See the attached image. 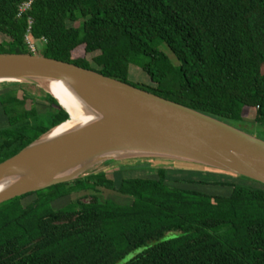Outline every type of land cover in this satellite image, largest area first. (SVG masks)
I'll return each instance as SVG.
<instances>
[{"label": "trees", "instance_id": "1", "mask_svg": "<svg viewBox=\"0 0 264 264\" xmlns=\"http://www.w3.org/2000/svg\"><path fill=\"white\" fill-rule=\"evenodd\" d=\"M26 1L0 0V53L33 54L29 35L41 55L264 129V0H34L19 16ZM27 85H2L0 163L70 118ZM138 169L155 177L129 175ZM170 171L137 160L0 204V264H119L139 248L120 264H264L263 183L220 172L172 183ZM99 187L126 201L90 194L54 205Z\"/></svg>", "mask_w": 264, "mask_h": 264}, {"label": "water", "instance_id": "2", "mask_svg": "<svg viewBox=\"0 0 264 264\" xmlns=\"http://www.w3.org/2000/svg\"><path fill=\"white\" fill-rule=\"evenodd\" d=\"M25 83L54 96L61 85L87 121L51 128L0 163V204L106 170L101 164L153 159L203 166L264 184V139L93 69L35 53H0V86Z\"/></svg>", "mask_w": 264, "mask_h": 264}, {"label": "rangeland", "instance_id": "3", "mask_svg": "<svg viewBox=\"0 0 264 264\" xmlns=\"http://www.w3.org/2000/svg\"><path fill=\"white\" fill-rule=\"evenodd\" d=\"M3 39H4V36L0 34V42ZM34 43H35L36 49H37L36 54H40V52L43 51L42 49H44L43 42L42 41H35ZM163 50H165L169 54V56L172 58V60L174 62H178V59L175 56V54L167 46H163ZM9 85H11V84H9ZM2 88L3 87L1 85L0 86V92H3L5 90ZM38 89L39 88L37 86L35 87V86L27 85V91H28L27 94L32 95V96L33 95L39 96L41 94V92ZM20 93H22V91ZM0 110H1V106H0ZM1 119L2 118L0 115V120ZM247 126L250 129H252L253 131L248 130V128L245 129L244 127H241V126H238V127L242 128L244 130H247L253 134H256L259 137L264 139V129L259 128L258 124L249 123V124H247ZM147 161L151 162L155 166H164V167H167V168H170L172 170L177 171L178 173H176V172L174 173V172L170 171L168 174V180L172 181V183L175 181L177 182V180H181V179H183V180H195V179L199 180V179H202V180H206V181L224 180V178L217 176L215 171H213L209 168L203 167V166H196V165H191V164H187V163L168 161V160H160V159H153V160H147ZM134 162H136V161L125 160V161H121V162H113V163L111 162L108 164L106 163V164H101L99 166H96L95 168H93V170H102L103 169V170H106L108 172H112L114 170H118V168L120 166L128 165V164L133 165ZM153 174L154 173H150L146 170H141V169L129 172V175L140 176V177H145V176L155 177V175H153ZM225 179H227V178H225ZM234 179H237V178H234ZM234 179H231V180L229 179L227 181H232V180L236 181ZM175 184H176V186H185L186 185L183 183L182 184L181 183H175ZM204 188L206 189L207 187H204ZM208 189L214 190V191L216 190V191H220V192L226 191V193L230 191V188H224V187H211ZM90 194H98L102 198L113 197L114 199H116L117 201H120V202L126 201L125 198L123 199V197L117 196V194L114 191L99 187V192H97L93 189L80 190V191L72 193L68 197L59 199L58 201H56L54 203V205H55V207L59 208V207L65 206L66 204L70 203L71 201H75L78 198H81L83 196L90 195ZM35 198H36V195L30 196L27 199H25L24 202H25V204H29ZM143 250H144V248H139V249L133 250L129 255L126 256L125 259L120 261V263H124V262L128 261L129 259H131L135 255H137L138 253L142 252Z\"/></svg>", "mask_w": 264, "mask_h": 264}, {"label": "bare ground", "instance_id": "4", "mask_svg": "<svg viewBox=\"0 0 264 264\" xmlns=\"http://www.w3.org/2000/svg\"><path fill=\"white\" fill-rule=\"evenodd\" d=\"M51 90L55 95L58 96L62 103L71 111V114L77 119V122L72 126H75L79 123H84L88 120V118H86L85 114L82 111V107L79 101L76 98L73 99L65 88H63L59 84H55L54 86H52Z\"/></svg>", "mask_w": 264, "mask_h": 264}, {"label": "built area", "instance_id": "5", "mask_svg": "<svg viewBox=\"0 0 264 264\" xmlns=\"http://www.w3.org/2000/svg\"><path fill=\"white\" fill-rule=\"evenodd\" d=\"M33 1H34V0L26 1V2H24V3L20 6L19 16H21L23 13H26V12L31 8V5H32ZM30 23H32V20H30ZM26 42L28 43L30 49H31L34 53H36V52H37L36 45H35V43L31 40V38H30L29 35L26 36Z\"/></svg>", "mask_w": 264, "mask_h": 264}, {"label": "clouds", "instance_id": "6", "mask_svg": "<svg viewBox=\"0 0 264 264\" xmlns=\"http://www.w3.org/2000/svg\"><path fill=\"white\" fill-rule=\"evenodd\" d=\"M36 54V53H35Z\"/></svg>", "mask_w": 264, "mask_h": 264}]
</instances>
